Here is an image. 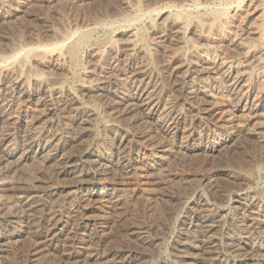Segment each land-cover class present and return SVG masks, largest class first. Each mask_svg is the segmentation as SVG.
Wrapping results in <instances>:
<instances>
[{
	"label": "rangeland",
	"instance_id": "obj_1",
	"mask_svg": "<svg viewBox=\"0 0 264 264\" xmlns=\"http://www.w3.org/2000/svg\"><path fill=\"white\" fill-rule=\"evenodd\" d=\"M263 23L264 0H0V264H216L213 247L264 231ZM186 70L204 93L180 91ZM139 82L168 129L121 100ZM123 136L146 172L99 155Z\"/></svg>",
	"mask_w": 264,
	"mask_h": 264
},
{
	"label": "bare ground",
	"instance_id": "obj_2",
	"mask_svg": "<svg viewBox=\"0 0 264 264\" xmlns=\"http://www.w3.org/2000/svg\"><path fill=\"white\" fill-rule=\"evenodd\" d=\"M199 6V5H198ZM183 19V18H182ZM137 21V20H135ZM188 21V20H187ZM264 24V23H263ZM88 32H83L81 34H79V36L75 39V41L73 42L72 46H71V50L73 52V56L75 57V55L77 54V50L84 44V42H86L87 38H88ZM90 35V34H89ZM91 38V37H90ZM89 41V40H88ZM70 49V48H69ZM76 60V59H74ZM72 63V62H71ZM75 63V62H74ZM186 67V66H185ZM189 69V68H188ZM75 70V69H73ZM187 70L186 72H184V77L183 80L180 84V91L184 93V96L189 98L195 97L196 95H198L199 93H204L205 89H201L200 87H197L194 84H192L191 82H189L187 79L188 75H187ZM194 80L192 79V82ZM199 85V84H198ZM151 86L144 84V82H139L138 84L134 85V92L129 94H125L123 96H121V100H128L129 101H133L136 102L133 103L135 105H137L139 103L140 107H141V111L142 113L151 119V121L153 122L152 124L159 128L160 130L163 129H168L169 128V119H168V113L169 111L167 110L166 107H161L158 102H155V98L151 95L149 96V92H152L151 90ZM129 91V90H128ZM131 92V91H130ZM153 94V93H152ZM120 106V105H119ZM123 106V105H122ZM132 107V106H131ZM139 107V106H138ZM96 109V108H95ZM129 109V108H128ZM203 113V111H202ZM170 116V115H169ZM1 119L2 116L0 117V122L2 121ZM217 120V119H216ZM12 123V122H11ZM3 126V125H2ZM83 127V126H82ZM84 128V127H83ZM171 128V126H170ZM78 130V129H77ZM164 131V130H163ZM41 134V133H40ZM65 135H60L57 136V134L52 135L50 139H47L48 141L46 142V145L48 148H51V156L52 158H54L55 154L58 151L59 148V144L61 142H63L65 140L64 138ZM127 137V136H126ZM126 137H122L121 141L123 145L121 147V150H119L120 147L116 148V146L112 147V148H108L102 152H99V155L105 160H107L108 163H111V165L113 167H116V170H120L122 173H129V171H133L137 165L138 167H140L139 165H141V167L143 168V170L146 172V169H148L149 167L153 166L156 162L155 159H145L143 162L142 161H138L137 159L135 160V158L131 157V155H126L125 153V144L129 143V140H127ZM44 138V137H42ZM31 140V139H30ZM44 141V140H43ZM131 141V140H130ZM135 141V140H134ZM132 142V141H131ZM221 143V142H220ZM130 144V143H129ZM30 147H37L38 153L42 152V149L39 148V141H36L35 143H30L29 144ZM9 148V147H8ZM34 148V147H33ZM44 152V151H43ZM47 155V153H46ZM63 155V154H62ZM86 156H91L93 155V152L91 151H86L85 152ZM22 156V155H21ZM49 156V155H48ZM47 156V157H48ZM49 157V158H50ZM56 158V157H55ZM20 159V158H19ZM24 159L21 158V160ZM61 159V158H60ZM59 159V160H60ZM88 159V158H87ZM101 159V158H100ZM45 160V159H44ZM57 161V160H55ZM63 161V160H62ZM98 161V160H97ZM103 161V160H102ZM58 163V162H57ZM60 163V162H59ZM63 163V162H61ZM104 163V162H103ZM102 163V165H103ZM106 163V162H105ZM64 164V163H63ZM67 164V163H66ZM100 165V164H99ZM107 165V164H106ZM110 165V166H111ZM59 166V165H57ZM68 167L72 166V165H67ZM59 168V167H58ZM106 168V167H105ZM105 168L103 166H98L95 165V167H92L91 169L92 174H94L93 176L99 175L102 172L105 171ZM111 168V167H110ZM90 170V169H89ZM108 170V169H107ZM141 175V174H140ZM264 183V182H263ZM250 187V186H249ZM248 187V188H249ZM251 189V188H250ZM201 194V193H200ZM249 194V193H248ZM199 195V194H198ZM251 195V194H250ZM239 197V196H238ZM39 201V200H38ZM35 202V201H34ZM261 202V201H260ZM33 201H31V203L26 201V205H28L29 207L32 205ZM235 203H239L242 208V219L236 221L235 225H233L231 227V231L233 232H238V230L240 229V227L246 226V223L244 221V217L247 216H251L253 213H257L255 211H253V209L255 208V206L253 205L252 201L248 198V196H242L239 199L235 200ZM228 205V204H227ZM259 206V205H258ZM26 207V206H25ZM210 207V206H208ZM27 208V207H26ZM32 208V207H31ZM258 208V207H257ZM200 210V209H199ZM194 211V210H193ZM210 212V211H209ZM7 213V212H6ZM12 213V212H11ZM1 215V214H0ZM51 215V214H50ZM222 215V214H221ZM191 216V221L190 223H193L196 227L200 228L202 232H208L211 230V228L214 226V224H216L214 221H212L213 217L209 214V213H204L202 215H198L195 216V214L190 215ZM13 215H2L3 220H9L10 218H12ZM29 219V218H28ZM234 219V218H232ZM249 220L252 221L253 217L250 218ZM233 221V220H232ZM214 222V223H213ZM230 225V223H229ZM249 225V224H248ZM254 226V225H253ZM257 226V225H256ZM247 228V227H246ZM261 228V227H260ZM199 229V230H200ZM248 229V228H247ZM251 229V228H250ZM264 229V228H263ZM253 230V228H252ZM257 230V229H256ZM259 230V229H258ZM249 231V230H248ZM194 232V231H193ZM200 232V231H199ZM228 232V231H227ZM245 234L240 235L235 237L233 240H230V242L228 243V252L227 253H221L217 250L214 249L213 247V254L216 255L215 256V262L216 264H264V231H256L254 234L251 235V231L250 234L246 233V231H244ZM212 233V232H211ZM203 234V233H202ZM209 234V233H208ZM207 234V235H208ZM230 234V233H229ZM206 235V234H205ZM206 235V236H207ZM212 236V234H209ZM208 235V236H209ZM226 235V234H225ZM238 235V234H237ZM210 236V239H211ZM214 236V235H213ZM91 237V236H90ZM209 238V237H208ZM224 238V237H223ZM206 239V237H205ZM232 239V237H231ZM49 241H51V237L48 239ZM202 240V239H201ZM204 240V239H203ZM215 241V240H214ZM219 242V241H218ZM223 242V241H222ZM204 243V242H203ZM217 243V242H216ZM214 244V243H213ZM219 244V243H218ZM201 245V244H200ZM203 245V244H202ZM208 245V244H205ZM204 245V246H205ZM220 245V244H219ZM207 247V246H206ZM210 247V246H209ZM225 248V247H224ZM204 249V248H203ZM202 249V250H203ZM207 249V248H206ZM205 250V249H204ZM212 251V250H209ZM221 251V250H220ZM104 252V251H103ZM247 252V253H246ZM164 254V253H163ZM206 254V253H205ZM212 254V255H213ZM249 254V255H248ZM251 254V255H250ZM207 255V254H206ZM210 255V256H212ZM209 256V255H208ZM209 256V257H210ZM207 257V258H209ZM110 258V257H109ZM128 256L126 258H122L120 256L115 257L112 260V264H125L126 261H128ZM212 258V257H211ZM210 259V258H209ZM111 261V260H110ZM111 264V263H110Z\"/></svg>",
	"mask_w": 264,
	"mask_h": 264
}]
</instances>
